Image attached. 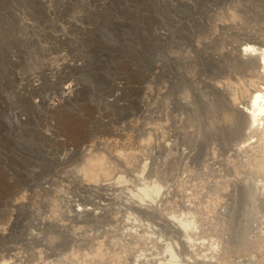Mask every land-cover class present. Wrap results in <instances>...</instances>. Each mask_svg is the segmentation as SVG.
<instances>
[{
    "label": "rangeland",
    "instance_id": "obj_1",
    "mask_svg": "<svg viewBox=\"0 0 264 264\" xmlns=\"http://www.w3.org/2000/svg\"><path fill=\"white\" fill-rule=\"evenodd\" d=\"M245 38L264 0H0V264H264Z\"/></svg>",
    "mask_w": 264,
    "mask_h": 264
},
{
    "label": "bare ground",
    "instance_id": "obj_2",
    "mask_svg": "<svg viewBox=\"0 0 264 264\" xmlns=\"http://www.w3.org/2000/svg\"><path fill=\"white\" fill-rule=\"evenodd\" d=\"M256 43H259V42L255 38H245V39L241 40V43H240L241 49L239 51L240 53L236 54V57H235V59H237V61L241 65V68H242L241 71H244V70L247 71L249 69L250 70L256 69V71L258 70V73L259 72L264 73V49H262L258 46H255ZM212 59H215V58L213 57ZM241 71H240V73H241ZM236 110H237L236 114L238 115V118H237L238 124H236V125L239 126L238 127L239 128L238 136L243 138V139L241 138L240 140L241 141L243 140L244 143H246L245 141L249 142V140H250L251 144H253L254 142L256 143V142L261 141V144L259 143L261 148L258 149L259 151H257V152H259L258 154H260V156H259L260 158H259V160H257L255 166H256V168L257 167L262 168L264 166V86H262L261 88L257 87L255 89H251L247 101L244 104H242L241 106H239ZM235 123H236L235 121H233V123L230 121V125H232V124L235 125ZM245 130H247V131L245 132ZM240 143H242V142H240ZM247 144L248 143H246V145ZM243 146H245V145H243ZM90 154L91 153L87 154V157L84 158V160L82 162L81 169L79 171V173H81V175L84 178L95 177L96 174L99 173V171H103L101 157H99V155H90ZM142 165H143L142 169L146 167L144 164H142ZM123 179L124 178L119 176L116 181L122 182V181H124ZM146 184H148V183H146ZM142 185H141L142 187L137 192H132L129 190L130 191L129 197L131 196L132 200L136 199L135 201H137V202H142V201H144V199L146 200V198H149V200H153L152 196L153 195L156 196L159 192L160 187L158 186V184L157 185H156V183L153 184L152 185L153 187L150 185H144V183ZM251 185H253V184H251ZM249 191L251 192V190H249ZM152 193H153V195H152ZM243 193H245V191H242V194ZM245 195H246V193H245ZM243 196H244V194H243ZM131 198L129 200H131ZM154 198L156 199V197H154ZM132 200H131V202H132ZM177 217H172V220H174V222H176L177 225L179 224L178 226H180V228L182 230L186 231L187 228L189 227V223L187 221H185L183 218L180 219ZM187 240H188V237H187ZM168 250H170V251H168ZM168 250H167L168 251L167 254L170 255V257H169L170 259L168 261H170V263L172 264L174 262L175 258L177 259V257H175V254H174L175 252L173 253L171 251L172 249L169 248ZM168 264H169V262H168ZM176 264H177V262H176Z\"/></svg>",
    "mask_w": 264,
    "mask_h": 264
}]
</instances>
